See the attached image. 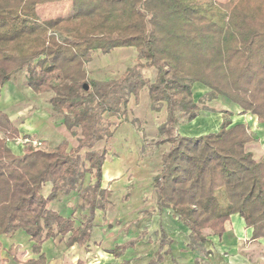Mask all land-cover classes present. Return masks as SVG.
Returning <instances> with one entry per match:
<instances>
[{"label": "trees", "instance_id": "16d2710c", "mask_svg": "<svg viewBox=\"0 0 264 264\" xmlns=\"http://www.w3.org/2000/svg\"><path fill=\"white\" fill-rule=\"evenodd\" d=\"M68 1L80 2L72 15L40 18L39 6ZM122 48L136 50L134 66L117 80L90 79L86 66L94 53ZM150 69L155 81L144 74ZM23 71L34 94L52 93L49 104L77 145L65 138L54 148L35 146L25 135L16 154L9 143L20 130L0 111V253H6L0 264H47L43 247L57 239L67 238L68 248L90 245L97 213L108 211L113 196L103 188L108 150L95 147L110 143L117 130L111 118L127 121L131 98L144 89L151 110L166 106L167 113L158 132L169 148L152 184L158 212L173 213L189 231L187 248L202 258L236 214L252 229L251 241L264 239V156L247 150L256 137L246 124L232 126L233 112L194 99L201 84L209 90L206 101L225 99L264 124V0H0V97ZM204 111L221 115L217 132L176 133ZM88 175L93 182L86 184ZM61 195L76 196L77 217L51 207ZM18 233L29 237L34 257L1 242ZM159 240L146 264L172 258L163 226ZM122 249L107 253L119 257Z\"/></svg>", "mask_w": 264, "mask_h": 264}, {"label": "rangeland", "instance_id": "374dc122", "mask_svg": "<svg viewBox=\"0 0 264 264\" xmlns=\"http://www.w3.org/2000/svg\"><path fill=\"white\" fill-rule=\"evenodd\" d=\"M218 2L225 3L229 0H216ZM80 2H61V3H54V4H47L43 6H39L38 14L41 19H49V18H56L62 16L72 15L79 7ZM137 59V52L135 49L132 48H122L113 51L110 54H102L101 52H96L93 54L92 61L87 64L86 71L93 80L99 81H110V80H117L119 79L125 70L129 67H132L136 64ZM145 76L150 78L152 81H155L156 78V71L154 69H150L144 72ZM26 75L27 72L23 71L16 76V79L12 82L8 83L2 92V96L0 97V111L7 112L10 114L12 121L18 128L23 131V126L28 125H37L42 126V130L37 132L34 135H31L34 141L42 142L46 141L47 146L50 148L56 147L61 141L65 138L69 139L71 142V146H76L77 141L76 137L71 136L66 132V129L63 126L62 119L57 116L49 104V100L52 96V93H47L44 95H37L33 94L29 91L27 84H26ZM208 89L202 86L201 84H196L194 87V99L200 106H206L210 108H214L216 110H229L233 112L234 110L238 111L239 109L234 108L235 105L231 104L229 101L220 98L214 102L206 101L205 97L208 93ZM206 114H202L201 116L206 117L210 120L211 124L214 123V120H218L217 113L204 111ZM240 112V111H239ZM234 113V112H233ZM237 116H241L240 113L236 114ZM199 117V116H198ZM197 117V118H198ZM250 120L253 121L251 115H248ZM254 117V116H253ZM218 118V119H217ZM245 120L247 117H244ZM124 119V118H123ZM26 120V121H25ZM114 122L116 127H120L115 138H113L110 143H106L105 140L99 142L95 150L102 151L103 149L108 150V157L109 161H114L116 157H120L123 154H126V148L124 147L125 144L122 143L123 137L128 134L127 125L122 126V124L128 123L133 124L135 127L136 134L135 141H136V150H140L144 156L149 157L151 160V170L150 172L146 171V169H138L139 178L143 179L139 183H134L133 187H141V191H146L147 196V207L148 209H140L137 208V211H122L124 207L119 208V206H123L127 203L128 198H123L125 195L121 189H118L119 186L115 185L113 188V196L111 199V207L113 211L110 212L109 219H104V215H100V220L102 223L101 226L104 227V231L109 229L107 226L115 227L117 224L123 223L126 217L129 218L128 224H126L125 228L120 230V234L111 233L110 236H114L112 238L113 244L111 246L107 244L96 243L91 244L88 247L81 249L80 258L87 259L93 263L99 262V264H146L150 259L153 257L155 252L159 247V232L160 227L158 223L153 225L152 222L149 220L151 213L154 211L155 206H149V201L155 199L154 192L152 191L153 185L151 186L150 179L152 175L158 173L161 167V155L166 151L169 145L164 141L167 138V135L159 134L158 130L159 127L166 122L167 120V113H166V106L160 112H155L151 110V103L147 89H144L139 98L136 99L134 97L131 98L129 105H128V113H127V121H123L121 119L111 118ZM25 121V123H23ZM132 121V122H131ZM195 121V120H194ZM248 121V120H247ZM200 120H196V124H199ZM202 122V121H201ZM204 122H207L205 120ZM254 122V121H253ZM246 124L249 123L247 122ZM256 124V123H255ZM260 124V123H259ZM263 125V124H262ZM122 126V127H121ZM208 126V125H207ZM251 126V125H250ZM249 126V128H250ZM255 130V127H251ZM250 131L256 137L254 142H251L247 145V150L251 151L257 159H261L264 156V129L260 126V128L255 131ZM205 132L208 129L204 130ZM47 133H53L54 136L52 138L45 139ZM176 133H179V127L176 129ZM39 136V137H38ZM23 132L20 139L17 142H10L9 145L13 148V151L16 154H21L25 142L23 139ZM123 144V146H122ZM117 157V158H118ZM106 160L105 163L109 162ZM149 162V161H148ZM109 164V163H108ZM114 164V163H112ZM111 164H109L110 166ZM143 166V163L141 164ZM148 169V168H147ZM150 169V168H149ZM148 172V173H147ZM108 174H106L107 176ZM105 178V177H104ZM140 179V180H141ZM148 180V181H147ZM90 181L93 182L92 178L88 175L86 179V184ZM120 181V179L116 180ZM143 182H149V185H146ZM115 184V183H114ZM119 184V183H116ZM154 189V188H153ZM137 190V188H135ZM130 195L133 198V190L130 189ZM45 195L48 194V188H46L43 192ZM139 192L136 191L135 198H133L132 204L136 202V197L138 196ZM123 195V197H122ZM74 196V197H72ZM70 197L59 196V200L64 201L60 209L63 210L64 216H71L73 215L74 211L70 210L69 208H73V204L76 202V196L72 195ZM75 199V200H74ZM154 201V200H153ZM60 202V204H61ZM66 202L69 204V208L66 207ZM74 202V203H73ZM117 204L116 207V203ZM155 201L153 202V204ZM115 206V207H114ZM127 208V207H126ZM53 209H56L53 207ZM155 212V211H154ZM118 213V214H117ZM107 215V214H106ZM108 216V215H107ZM117 216V217H116ZM114 217H116L114 219ZM80 217L78 218V220ZM150 224V225H149ZM230 223L227 224V231L230 228ZM131 228V230H130ZM133 228V229H132ZM137 228V229H136ZM139 228V229H138ZM183 227L180 226V229L173 228L171 225H166V232L167 235L173 239L174 242L176 240H180L183 236L187 238L189 235L188 231H186ZM168 229V230H167ZM126 234V235H125ZM225 235V234H224ZM224 235L221 237L223 238ZM26 234L20 233L13 237L15 239V243L22 245V247L27 248L28 251L30 247H26L29 244V241L26 240ZM127 238H124L126 237ZM28 237V236H27ZM22 238V239H21ZM122 239V240H121ZM125 241H124V240ZM127 239V240H126ZM9 240V239H6ZM4 246L8 247V242L5 240H1ZM122 246L123 249L121 250V254L119 257H115L114 255L111 256L107 253L106 250L114 249V246ZM107 249H104V247ZM175 248V249H174ZM242 248V247H240ZM50 245H45V251L50 255ZM172 249L176 252L175 244L172 245ZM260 249L261 251H257L259 254L264 256L262 252L263 248L257 247V250ZM89 254V255H88ZM98 260V261H96ZM172 260L170 257H165V261L163 264H172ZM87 262V261H86ZM2 264V263H1ZM71 264V263H69Z\"/></svg>", "mask_w": 264, "mask_h": 264}, {"label": "crops", "instance_id": "0c3cea01", "mask_svg": "<svg viewBox=\"0 0 264 264\" xmlns=\"http://www.w3.org/2000/svg\"><path fill=\"white\" fill-rule=\"evenodd\" d=\"M29 91H31V90L29 89ZM239 111L240 110H238V111L234 110L233 111L235 116L232 118V122H233L232 126L236 125V124H246L248 122L249 126L251 125L250 128L255 127L254 128L255 130H253V128H251V130H253L254 133H255V131H257L258 128H260V126L264 129V124L263 125L259 124L256 117L251 116L253 121H254L253 122L252 120H250L248 115H241L240 114L241 116H237L236 114L240 113ZM202 114H206V113L202 112L200 114V116L196 119V120H200L199 124H196V120H195L188 125L180 126L179 127V133L181 135H185V136H200V135L207 134V133L217 132L219 130L220 124L222 122L221 115L217 114V117L219 119L217 118L218 120H214V123L211 124L210 120H208L204 116H201ZM244 117H247V119L245 120ZM205 120H207V122H204ZM25 121L23 123H25ZM39 125L40 124L33 125V123H32V125H30L29 127H28V125L23 126L24 127L23 131H21L19 128L18 129L20 130L21 135L23 132V136H25V135L31 136V135L36 134L40 130H42L43 127L39 126ZM124 125H127V127H128L127 129H129L128 134L125 135L123 137V140H122L123 141L122 143L125 144L124 147L126 148V154L122 153V155L120 157L114 156V157H116V159L112 162L107 159L109 162L105 163L104 169H103V188H108L109 190H111L113 192V190H114L113 187L115 185L119 186L118 189H121L122 192L125 193L124 194L125 196L123 197V195H122V197L126 198V199L128 198L127 203H125L123 206H119V208L124 207L123 209H121L122 211H126L125 209H128V211H132V212L135 211L136 212L137 208H139V206H140V209H144V210L148 209V207L146 206L147 205V200H146L147 196L145 195L146 191H144V192L141 191V189H140L141 187H136V186L133 187L134 183H139L140 181H143V179L139 178L140 170H138V169H146V171L150 172L152 163H151V160L149 157H146L143 155V153H141L142 145L140 146V150L135 149V148H137L136 147V141H135L136 134H134V132H136V129H135V127H133V124L132 125L128 124V123L122 124V126H124ZM246 125H248V124H246ZM119 128L117 127L115 135L117 134ZM205 129H208V131L205 132L204 131ZM52 134L53 133H47L46 134L47 136L46 137L44 136V138L50 139L53 137V139H54V136ZM255 134H257V133H255ZM114 138H115V136H114ZM46 141H43V139H42V142H46ZM122 146H123V144H122ZM168 148L166 149V151L168 150ZM160 159H161V157H160ZM108 163L111 165L109 166ZM112 163H114V164H112ZM142 163H143V166H141ZM106 174H108V175L106 176ZM156 174L157 173H155V175H152V177L149 178L151 180L150 183L149 182H147V183L143 182V183H145L146 185L150 184L152 186L153 178L156 176ZM118 179H120V181H116ZM116 183H119V184H116ZM135 188H137V190H135ZM130 189L133 190V198H135L134 196L136 194V191L139 192L138 196L135 199L136 202H134L133 204H132L133 198L131 199L132 196L130 195V192H129ZM152 191L154 192L153 188H152ZM70 196H72V195H70ZM70 196H67V197H70ZM72 197H74V196H72ZM154 197H155V199H153L155 201L154 204H153L154 201L152 199L149 201V206H155V209H154L155 212L153 211L151 213L150 218H149V220L152 222V224L156 225L158 223L160 229H161V226H163L165 229V232H166V225L167 224H169V225H171V227L173 226V228H177V229H180V226H181L186 231H188L187 228L184 227L174 217L173 213L170 210H164L162 213H159L157 210L155 192H154ZM60 202H61V200H57L56 202H53L51 204V207L52 208L55 207L56 211H59L61 214H63L64 211L60 209V206L63 205L65 200L62 201L61 204H60ZM66 203H67L66 207L68 209L70 206H69L68 202H66ZM118 203L119 202L116 203V207H117ZM111 205L109 206L108 211L106 213H102V212L97 213L96 220H95V227H94L93 233H92L91 244H96L97 242L98 243L102 242V244H107V245L111 246L113 244L112 238L114 236H110V234L111 233L120 234V230L124 229L126 224H128L127 222L129 220V218L126 217L125 221L123 223H120V225L117 226V224H116L115 227H112V228L110 226H107V228L109 227V229L106 230V232L104 231L105 226H101L100 223H102L101 221H103L105 219V217H106V219H109V220L111 219L109 217L110 212L113 211V208L111 207ZM137 205H139V206H137ZM69 209L73 210L75 212L74 216L77 217L79 215L80 209L77 208V200L73 204V208L72 209L69 208ZM100 215H104L103 220H100V218H99ZM116 217H114V219ZM229 223H230L229 225H230L231 230L228 229V231L225 233L223 238H213L210 241V243H208L206 245V249L211 252L208 257L202 258L201 255H199V253L193 252L187 248V244L189 243V235H187V238H184V236H183L180 240H176V242L173 241V244H175V247H176V252H178V253L176 255L175 251L172 249V246H171L172 258L176 259L178 264H195V261L197 259H199L200 262L203 264H264V256L261 255V252L259 254L257 253V251H261L260 249L257 250L258 246L263 248L262 252L264 253V239H261L257 242L251 241L252 229H248L246 227L244 220L241 217H239V215H237V214L233 215L231 217V221ZM130 230H131V228H130ZM188 233H189V231H188ZM18 234H20V233H18ZM18 234H16V235H18ZM166 234H167V232H166ZM15 236H13V237H15ZM158 236L160 238V232H159ZM13 237H5V238H1V240H5L6 242H8V245H9L8 247H10L12 245L20 246L21 250L26 252V256H25L26 259L34 257V255L31 252L32 243L29 241V237L26 236V240L29 241V244H27L26 247H28V246L30 247L29 251L27 248L22 247V245L15 243L14 242L15 239ZM124 238H127V236ZM6 239H9V240H6ZM169 239H172V238L169 237ZM66 242H67V238H65L62 241L57 239V240L48 241L47 243H45V245L46 244L50 245V249H49L50 255H48V253H46L45 245L43 247V252L47 255V264H69V263L76 264L79 259H82L85 262L87 261L86 262L87 264H99V262L93 263L91 261H88L87 259H85V255H84V258H83V256H82V258H80V255L82 253L81 249H83V248H81L79 246H74L72 248H68L66 246ZM115 247H116V245L114 246V248ZM240 247H242V248H240ZM104 249H107V248L104 247ZM106 251H108V250H106ZM109 255L113 256L112 254H109ZM0 256H1V259H5L6 253L4 251H1ZM168 257H170V256H168ZM172 258L170 257L171 260H172ZM96 261H98V260H96ZM172 264H173V262H172Z\"/></svg>", "mask_w": 264, "mask_h": 264}, {"label": "built area", "instance_id": "2783aa9c", "mask_svg": "<svg viewBox=\"0 0 264 264\" xmlns=\"http://www.w3.org/2000/svg\"><path fill=\"white\" fill-rule=\"evenodd\" d=\"M26 143V142H25ZM33 143V145H35V146H38V145H40V142H37V141H34V142H32Z\"/></svg>", "mask_w": 264, "mask_h": 264}, {"label": "water", "instance_id": "95a60500", "mask_svg": "<svg viewBox=\"0 0 264 264\" xmlns=\"http://www.w3.org/2000/svg\"><path fill=\"white\" fill-rule=\"evenodd\" d=\"M84 88H85L86 91H88L89 90V85L85 84Z\"/></svg>", "mask_w": 264, "mask_h": 264}]
</instances>
